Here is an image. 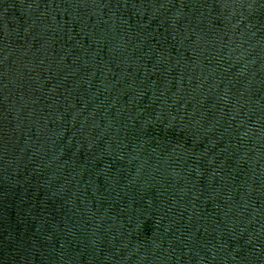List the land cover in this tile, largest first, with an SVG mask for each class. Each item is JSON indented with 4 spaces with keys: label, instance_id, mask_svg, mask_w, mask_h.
Instances as JSON below:
<instances>
[{
    "label": "water",
    "instance_id": "1",
    "mask_svg": "<svg viewBox=\"0 0 264 264\" xmlns=\"http://www.w3.org/2000/svg\"><path fill=\"white\" fill-rule=\"evenodd\" d=\"M0 264H264V0H0Z\"/></svg>",
    "mask_w": 264,
    "mask_h": 264
}]
</instances>
